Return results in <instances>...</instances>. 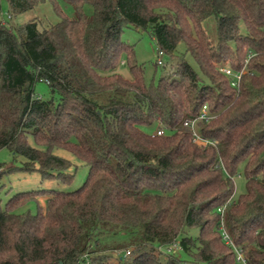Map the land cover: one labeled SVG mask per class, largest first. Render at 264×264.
<instances>
[{
    "label": "trees",
    "instance_id": "16d2710c",
    "mask_svg": "<svg viewBox=\"0 0 264 264\" xmlns=\"http://www.w3.org/2000/svg\"><path fill=\"white\" fill-rule=\"evenodd\" d=\"M63 1L73 16L57 0H6L10 19L50 2L58 20L0 21V149L44 179H73L55 148L88 172L75 190L25 191L0 205V264H264V0ZM125 26L170 57L183 43L199 70L180 58L146 83ZM125 64L130 78L118 71ZM38 81L56 97L38 96ZM203 106L210 119H197ZM240 168L245 190L234 197ZM41 197L35 213L15 212Z\"/></svg>",
    "mask_w": 264,
    "mask_h": 264
},
{
    "label": "rangeland",
    "instance_id": "374dc122",
    "mask_svg": "<svg viewBox=\"0 0 264 264\" xmlns=\"http://www.w3.org/2000/svg\"><path fill=\"white\" fill-rule=\"evenodd\" d=\"M60 9L68 16H73V8L71 5L65 3L63 0H57ZM6 0H0V21H7L13 26L22 24L28 21L30 18L36 16L40 18L39 25L45 27L53 24L58 20L56 12L54 11L50 2H44L38 5L35 9H31L22 13H19L12 17H8ZM86 14H91L92 7L86 4L84 7ZM202 26L208 34L211 41L216 39V20L214 17H208L202 22ZM122 39L131 44L134 48L136 61L144 71V79L146 83L154 82L165 74H168L172 69L175 68L177 61L180 58L186 60L196 71L199 70L197 63L193 57L186 52L183 43H179L174 51L175 56L170 57L163 52L157 51V45L155 40L150 34L141 29H135L133 27H123ZM162 61L161 64L157 63V60ZM118 71L121 72L127 78L131 77L128 65H121L118 67ZM35 93L42 98H50L51 96L56 97L53 94L45 82L38 81L34 86ZM152 128H144L145 131H151ZM30 144L36 146L34 140L29 138ZM38 147V146H37ZM42 148V147H39ZM53 153L70 160L72 163L69 171L73 173V179L69 183L62 182L57 179H44L38 170L25 171L18 169L23 165L26 160L23 156L12 154L7 148L0 149V205L5 207L8 200L14 195L20 192L48 189V190H62L72 191L77 189L86 178L88 167L82 161H80L73 153L63 148L53 149ZM234 181V194L236 197L245 190V175L242 168L239 172L233 176ZM232 199H228L230 202ZM38 205L45 206V197L35 200H28L23 205L18 207L15 212H23L30 210L35 213ZM198 232L197 228L191 229V234L196 235ZM174 249H179L178 246H174ZM173 249V250H174ZM166 251L165 249H162Z\"/></svg>",
    "mask_w": 264,
    "mask_h": 264
},
{
    "label": "built area",
    "instance_id": "2783aa9c",
    "mask_svg": "<svg viewBox=\"0 0 264 264\" xmlns=\"http://www.w3.org/2000/svg\"><path fill=\"white\" fill-rule=\"evenodd\" d=\"M157 63L158 64H161L162 61L160 59L157 60ZM222 71H224L226 74H229V75H232V71L229 69V68H222ZM234 76H236V78H239L240 75L239 74H235ZM212 116L208 114V111H207V107L206 106H203L202 109H201V112L199 114V116L197 117V119H210ZM197 119H189V120H186L184 122V125L186 126H189L191 127L192 129V134L194 136V141L200 145V146H203L205 145L208 141L201 138L198 133L196 132V129H195V124H196V120ZM164 133V128L163 127H158L157 129V134H163ZM224 207L221 208V210L223 211ZM223 239L227 242V243H231L229 237H228V234L223 231ZM235 251H236V254H237V260L240 261V262H243L245 263V258H244V255L243 253L238 250L236 247H235ZM119 253V252H117ZM129 254V251H125L124 255H127Z\"/></svg>",
    "mask_w": 264,
    "mask_h": 264
}]
</instances>
